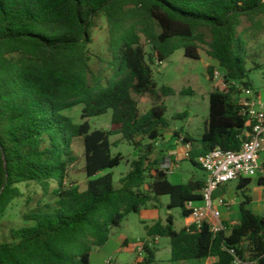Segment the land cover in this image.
I'll return each instance as SVG.
<instances>
[{"label": "trees", "instance_id": "obj_1", "mask_svg": "<svg viewBox=\"0 0 264 264\" xmlns=\"http://www.w3.org/2000/svg\"><path fill=\"white\" fill-rule=\"evenodd\" d=\"M98 16L107 23L109 57L96 58L110 79L91 66L88 47ZM262 19L264 0H0V217L19 197L21 184H36L45 195L19 225L2 232L0 264H90L92 250L105 245L111 228L162 196L169 197V211L180 208L188 218L185 205L201 200L204 181L173 184L166 170L151 168L149 158L169 129L164 102L173 90L157 87L145 46L163 63L178 49L200 60V46L206 45V56L230 86L210 93L199 141L182 130L172 132L200 169V156L216 148L238 151L245 139L246 120L232 97V84L249 87V55L238 29L243 20L258 25ZM214 71L207 68L210 78ZM133 96H147L153 106L142 113ZM77 106L83 120L111 111L112 129L91 130L87 122L75 124L62 114ZM114 135L133 147L135 157L116 183L110 170L124 158L111 153ZM77 139L84 149V190L65 184L77 161ZM249 184L250 178L239 181V221L224 224L223 231L212 233L209 220L199 229L175 231L171 215L145 225V257L135 264L155 263L150 241L160 237L170 240L172 262L215 257L211 264H264V216L250 208Z\"/></svg>", "mask_w": 264, "mask_h": 264}, {"label": "rangeland", "instance_id": "obj_2", "mask_svg": "<svg viewBox=\"0 0 264 264\" xmlns=\"http://www.w3.org/2000/svg\"><path fill=\"white\" fill-rule=\"evenodd\" d=\"M206 43L210 41V35L206 30ZM246 43L249 59L246 63L248 71L244 82L249 83L250 95L259 97L264 101V19L258 25H252L249 21L243 20L242 26L238 29ZM92 44L89 45L91 53V66L95 73L102 78L110 79L111 74L106 69V65L100 62L96 56L102 60L109 57L107 51V23L103 16H98L93 23L91 29ZM200 60H191L184 57L182 49L176 50L165 62L159 63L152 56L151 46L146 45L145 49L148 55V63L153 71V79L158 88L168 86L173 90V95L165 99L166 113L165 120L169 124L166 134L173 131L182 130L183 133L191 136L195 141L200 140L204 124L209 115V95L212 92H228L230 86L225 84L220 75L222 70L218 64L209 59L204 50L206 45L200 46ZM214 68V75L210 78L207 74V68ZM114 81V79H113ZM234 88L233 99L239 100L243 87L240 83L232 84ZM239 91V92H238ZM138 103L142 113L147 112L153 102L147 96H133ZM82 106H77L65 110L62 114L69 117L73 123L82 124L87 122L91 130L109 131L111 126V111L105 115L92 117L89 119H81ZM187 113L186 118H177L178 115ZM114 145L111 147L112 155L121 154L124 161L118 167L110 170L113 174L114 183H116L121 175L125 174L126 164L135 159L134 149L131 145L121 139L120 135H114L109 138ZM160 144V142L158 143ZM197 145V143H196ZM177 145L161 148L157 145L153 154L150 156V162L155 164L151 168H160L167 171V179L173 184H186L189 180H202L205 173L194 167L184 156V150ZM176 148L177 155L169 157L168 150ZM77 161L68 168L65 184L78 186L81 190L85 188L86 177L84 174V149L82 139H77L73 145ZM260 162H264V154ZM259 162V163H260ZM259 173L257 172L252 179V190L255 189ZM235 187V184H234ZM55 188V185H52ZM19 197H17L9 206L6 213L0 217V237L2 232L7 234L9 227L17 226L24 214L33 210L39 202L44 200L43 190L36 184H21L18 186ZM261 197L264 199V186L261 189ZM241 199V193H239ZM169 203L168 196H162L155 203L159 216L164 223L166 218L171 215L173 220V228L179 231L185 226V218L180 208L172 210L167 209ZM151 207V204L148 205ZM141 214L130 213L120 220L118 227L110 229L108 241L101 247H95L91 252L90 264H135L145 257L142 250V243L147 241L144 226L152 225L142 223ZM126 241V244H124ZM150 247L155 251L154 264H206V260H189L181 262H172L170 255V240L167 237L157 238L150 241Z\"/></svg>", "mask_w": 264, "mask_h": 264}, {"label": "built area", "instance_id": "obj_3", "mask_svg": "<svg viewBox=\"0 0 264 264\" xmlns=\"http://www.w3.org/2000/svg\"><path fill=\"white\" fill-rule=\"evenodd\" d=\"M240 91L241 96L237 101L239 112L248 127L244 132L245 139L238 151L216 148L197 159L200 169L205 173V181L199 193L201 204L189 202L185 205L190 211V224L187 227L195 226L199 229L205 220H209L213 222L212 233L225 230L219 207L227 204L222 198H214L215 191L221 185L252 178L259 170L260 155L264 151V101L259 97H252L247 88ZM176 145L184 149V156L188 159L189 148L179 141H176ZM167 155L176 156L177 151L172 150Z\"/></svg>", "mask_w": 264, "mask_h": 264}, {"label": "crops", "instance_id": "obj_4", "mask_svg": "<svg viewBox=\"0 0 264 264\" xmlns=\"http://www.w3.org/2000/svg\"><path fill=\"white\" fill-rule=\"evenodd\" d=\"M168 134H165L163 138L158 141L160 144L159 145L161 148H167L169 145L173 146L176 145V141L173 138V134L171 133V136H167ZM176 147H179L178 145ZM175 150L178 151L176 148H172L168 150V152ZM184 150V149H183ZM167 152V154H168ZM264 154V151L260 155V160L262 158V155ZM259 160V162H260ZM258 173L260 174L258 177V181L256 184V187L254 190H252V179L250 178V184L248 185V195L251 198V203H250V208L251 210L258 215L264 216V199L261 197V189L264 186V162L259 163V170ZM205 181V178L202 179ZM239 181H233L224 185L219 186V188L215 191L214 193V198H222L225 203L227 204L226 206L219 207V211L221 213V220L224 224L226 225H234L237 224L239 221V212H238V205L241 202V199L239 198V193L237 187H238ZM235 184V187H234ZM201 202H197L196 205H200ZM143 221L142 223L147 224V222H150L153 224L154 222L161 220L157 206L155 204H151V207H146L141 212ZM162 221V220H161ZM190 224V219L185 218V226L187 227ZM150 226V225H149ZM157 240V239H156ZM126 244V241L125 243ZM217 258L211 257L206 259V264H211L216 262Z\"/></svg>", "mask_w": 264, "mask_h": 264}, {"label": "water", "instance_id": "obj_5", "mask_svg": "<svg viewBox=\"0 0 264 264\" xmlns=\"http://www.w3.org/2000/svg\"><path fill=\"white\" fill-rule=\"evenodd\" d=\"M120 219V217L119 216H116V220H119Z\"/></svg>", "mask_w": 264, "mask_h": 264}]
</instances>
